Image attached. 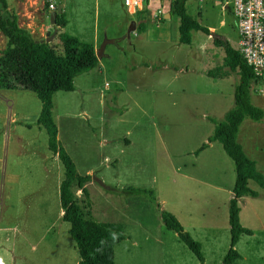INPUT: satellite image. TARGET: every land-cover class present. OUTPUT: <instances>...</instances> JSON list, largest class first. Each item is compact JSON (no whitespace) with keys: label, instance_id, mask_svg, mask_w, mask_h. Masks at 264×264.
I'll return each mask as SVG.
<instances>
[{"label":"rangeland","instance_id":"374dc122","mask_svg":"<svg viewBox=\"0 0 264 264\" xmlns=\"http://www.w3.org/2000/svg\"><path fill=\"white\" fill-rule=\"evenodd\" d=\"M61 1L67 24L58 34L77 35L80 42L89 44L96 33L99 51L104 41H110L108 35L115 37L100 51L108 56L100 58L101 73L80 75L74 91H58L52 97L57 142L76 173L89 176L88 202L74 183L69 188L81 217L121 226L125 240L114 248V264H223L229 247L227 207L233 164L216 142L193 154L213 130L209 119L221 120L232 105L234 76L211 81L199 74L222 71L221 49L201 32L190 33V45L179 44L177 18L146 11H139L144 12L140 19L129 16L121 0ZM5 4L30 29H39L33 36L41 33L44 40L52 36L48 44L61 54L54 40L56 28L49 27L46 19L45 0H5ZM185 10L200 25L215 28V35L223 34L237 46L236 22L218 0H188ZM139 23L144 24L143 32L137 29ZM159 23H166L164 30L157 27ZM200 38L205 42L200 44ZM3 47L0 37V50ZM196 49L203 56L196 58ZM116 75L120 86L111 84L100 101L98 90L90 86L100 89L104 80H114ZM263 85L264 81L251 85L254 106H258L255 97L263 98L259 94ZM217 90L218 100L210 103L201 95ZM29 96L37 108L38 101ZM35 122L27 126L26 141L31 144L11 164L18 178L12 186L10 211L0 206V264H76L78 254L69 225L60 219L62 167L56 158L51 161L45 132ZM251 124L246 121L240 127L238 141L264 176V125ZM247 187L256 196L237 201L238 218L251 235L239 236L234 246L239 258L233 264H264V188L252 181ZM127 188L150 191L155 203ZM161 211L170 213L199 243L202 263L164 228Z\"/></svg>","mask_w":264,"mask_h":264},{"label":"trees","instance_id":"16d2710c","mask_svg":"<svg viewBox=\"0 0 264 264\" xmlns=\"http://www.w3.org/2000/svg\"><path fill=\"white\" fill-rule=\"evenodd\" d=\"M187 1L171 0L169 5V17L178 20V43L186 46L190 45L191 32L210 35L205 27L186 12ZM50 13L53 15V26L63 28L66 20L60 6H56ZM141 13H136L139 19ZM137 29L143 32L144 24L139 23ZM0 34L5 40L0 54V90L29 91L39 102L35 123L44 130L47 149L56 156L62 167L58 202L62 212L61 220L69 225L68 234L77 250L76 264H114L113 249L125 240L123 230L117 224L94 222L90 218L85 220L81 217L69 188L74 183L88 202L85 185L89 182V176H80L76 173L73 162L57 142L56 127L51 116L52 95L58 91H74L73 79L97 67L99 58L96 51L91 45L80 42L72 35L60 34L58 40L61 54L55 53L48 42L44 39H32L27 30L18 25L15 14L6 9L5 0H0ZM211 43L221 49L224 56L222 71L217 70L216 73L208 74L215 77L223 72L234 76L236 83L233 86L231 107L225 111L221 120L209 119L213 124V130L193 154L197 155L209 144L216 142L233 164L232 196L227 207L229 247L222 258L223 264H233L239 258L234 250L239 236L251 235V231L239 224L240 209L237 201L245 196H256V193L247 187L248 181L264 188V176L256 170L254 161L245 156L237 143L236 135L246 121L260 122L264 125V109L254 106L250 100L251 84L257 82L253 70L244 63L236 49L232 48L225 38L211 36ZM126 191L133 195L143 194L149 202L155 203L150 191L136 188H127ZM156 206L158 207L157 203ZM160 221L164 228L174 233L197 261L202 263L199 243L183 231L176 219L170 213L161 211Z\"/></svg>","mask_w":264,"mask_h":264},{"label":"crops","instance_id":"0c3cea01","mask_svg":"<svg viewBox=\"0 0 264 264\" xmlns=\"http://www.w3.org/2000/svg\"><path fill=\"white\" fill-rule=\"evenodd\" d=\"M202 1H204V0H202ZM59 2H60L59 6H60L61 11H62L65 8V3L62 2L61 0H59ZM121 3H122V0H121ZM169 5H170V0H148L147 4L142 6L141 10H144L147 13H150V14H153V15L162 14V16L165 17L168 14V11H169ZM14 14L17 17L18 25L20 27H23L24 29H26L27 32L32 37V39H34V40H42L41 37H43V34H41V33L37 34L36 36H33L34 32H38L39 31L38 28H36V31L32 30V28L30 29V24L29 23L27 24L25 22V20H22V19L18 18V15H19L18 12L14 13ZM46 15H47L46 19H48V21H49V16L51 15V13L48 11ZM193 19H195L197 21V18H193ZM20 23L21 24L23 23L24 25L21 26ZM66 24H67V20H66ZM66 24L64 25V27L66 26ZM222 25H223V22L220 21L219 22V26H222ZM49 27L56 28L55 31H54V40L58 43L59 42L58 36L60 35V34H58V30L60 28L54 27L53 23H50V21H49ZM157 27L160 30H164V27H166V23H159ZM205 28L210 32V35H205L204 34V36L206 38L205 40L211 41V36L215 35L214 33L216 32V29L213 28V27H210V26H206ZM41 30H43L42 27H41ZM44 32L47 33L45 30H44ZM215 36H217V35H215ZM222 36L225 38V35L222 34ZM0 37L3 39V41L5 43V40L1 36V34H0ZM75 37L77 38V35H75ZM96 38L97 37H96V33H95L93 35V37H92V40L90 42H88L89 45H91L95 51H97V47H98V43L96 41L97 40ZM108 38H111V39H110V41H107L106 44H112L113 41H114V38H115L113 36V34L108 35ZM202 42H205V41L202 38H200V44ZM227 42L229 43V45L232 48H236V47H233L228 40H227ZM105 45H104V47L102 49V52H104V50L106 48ZM3 48L0 50V54H1L2 50H3ZM192 51H194V50H192ZM195 53H197V54H195L196 58L198 57V55L203 56V51H201L200 49H196ZM102 57H108V56L106 54H104V53H101L100 57H98L99 59H98L97 67L92 69V70H90L89 71L90 73H93L95 70L98 73H101L100 72L101 69H100L99 65L101 64L100 58H102ZM202 60L203 59H201L200 61L198 60V61L203 63ZM89 72H87V73H89ZM186 72L187 71L185 70V73ZM208 72L209 71H205L203 73V71H199L200 77H205V78H208V79L210 78L211 81H219L221 79H227L228 80V79H230L232 77V76H229L227 74H224L223 72H220L217 75H215V77H213L212 75H209ZM87 73H84V74H87ZM84 74H82V75H84ZM76 78L73 79V85H74V81H75ZM111 84L120 86L118 75H116L114 77V80H112V79H109L108 81L104 80L102 88L99 89V87H98V89H97V87L95 88L94 86H90V90H93V88L95 90H98L99 100L101 101L103 99V94H104L103 92L106 91L105 90L106 88H110ZM213 84L214 85H218V84H215L214 82H213ZM75 89H76V87H75ZM87 91H82V92H84V95H86V94H88ZM261 92L259 91V94H260V97H263L262 99L255 97L256 98L255 100H256V102L258 104V106H256V107L264 109V90H262ZM29 95H32V97H34V99H36L34 94L29 92V91L0 90V206H1V208L4 211H6L7 209H8V211H10L9 210L10 209V204L12 205V200H13V197H12V186H14L15 180L18 178V175L15 172L14 173L12 172L11 164H12V162H15L16 160H18L20 158V156L22 154V151L24 152V150H25L24 147H26L27 144H31V142H27L26 141V134H27V132L30 131V129L27 126L30 125V124H34V122H35V120L37 118L38 112H39V102H37L38 104H37V108H36V106H35L36 103H34V101L31 100L32 98H30L31 96H29ZM53 95H52V97H53ZM201 95L203 96V98L206 101H209V103H210L214 99L218 100L219 91L218 90L217 91H207L206 93H201ZM36 101H38V100L36 99ZM28 109L30 111H28ZM27 112H31V115H33V116L30 118L26 114ZM82 113L85 114V112H82ZM247 122H249V121H247ZM252 123L253 124H251V125H259L258 124L259 122H252ZM259 127H261V126L259 125ZM56 136H57V129H56ZM56 139H57V137H56ZM236 140H237V143L239 145H241L239 143V141H238V132H237V135H236ZM22 144H23V146H22ZM211 146H212V143L209 144L206 149H209ZM241 148L244 151L242 146H241ZM245 156L248 157L246 155V153H245ZM51 157H52L51 161L54 162L56 156H54L51 153ZM46 158L47 157H44L43 160L45 161ZM249 159L254 161L256 170H258L257 169V161L255 160V158H249ZM5 202H8V203H5ZM11 214L12 213L9 212L8 216H11ZM61 214H62V212H61ZM60 219H61V215H60ZM241 235H244V234H241ZM113 262H114V249H113Z\"/></svg>","mask_w":264,"mask_h":264},{"label":"built area","instance_id":"2783aa9c","mask_svg":"<svg viewBox=\"0 0 264 264\" xmlns=\"http://www.w3.org/2000/svg\"><path fill=\"white\" fill-rule=\"evenodd\" d=\"M45 1L49 12L56 8V0ZM218 1L236 22V51L253 70L256 80L264 81V0ZM147 2L148 0H122V6L127 15L133 16Z\"/></svg>","mask_w":264,"mask_h":264},{"label":"water","instance_id":"95a60500","mask_svg":"<svg viewBox=\"0 0 264 264\" xmlns=\"http://www.w3.org/2000/svg\"><path fill=\"white\" fill-rule=\"evenodd\" d=\"M167 15H168V17H169V14H167ZM52 17H53V15L51 14V15L49 16V21H50V23H53V19H52ZM51 38H52V36L46 38V39H45V42H48ZM106 43H107V41H104V42H103V45H105ZM100 49L102 50V49H103V46H101ZM101 50H100V51H101ZM100 51H99V50L96 51V56H97V57H100V55H101V54H100Z\"/></svg>","mask_w":264,"mask_h":264}]
</instances>
